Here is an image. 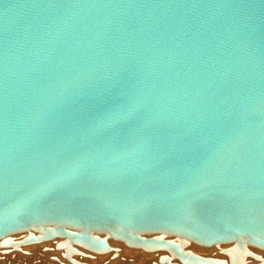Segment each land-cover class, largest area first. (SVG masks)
<instances>
[{
  "label": "water",
  "instance_id": "water-1",
  "mask_svg": "<svg viewBox=\"0 0 264 264\" xmlns=\"http://www.w3.org/2000/svg\"><path fill=\"white\" fill-rule=\"evenodd\" d=\"M0 264H264V0H0Z\"/></svg>",
  "mask_w": 264,
  "mask_h": 264
}]
</instances>
